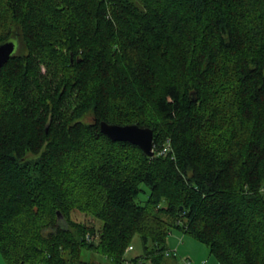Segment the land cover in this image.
Returning <instances> with one entry per match:
<instances>
[{
    "label": "trees",
    "instance_id": "trees-1",
    "mask_svg": "<svg viewBox=\"0 0 264 264\" xmlns=\"http://www.w3.org/2000/svg\"><path fill=\"white\" fill-rule=\"evenodd\" d=\"M8 39L4 264H163L171 229L219 264H264V0H0ZM101 121L150 128L154 156Z\"/></svg>",
    "mask_w": 264,
    "mask_h": 264
},
{
    "label": "rangeland",
    "instance_id": "rangeland-1",
    "mask_svg": "<svg viewBox=\"0 0 264 264\" xmlns=\"http://www.w3.org/2000/svg\"><path fill=\"white\" fill-rule=\"evenodd\" d=\"M42 72H45L43 66ZM142 188L146 192V194L139 195L137 202H141V204L145 202L148 193V189L146 186L143 185ZM71 217L76 222L94 226L98 230H100L102 226L101 221L96 220L89 214L74 211ZM60 223L63 227H67L63 218H61ZM166 244V253H169L170 256L164 258L163 264H182V260L184 259H188L190 264H219L216 259L210 255L209 249L206 245L200 243L196 239L192 238L188 234L183 233L180 230L171 229V232L168 233ZM132 248V250L127 251L128 256H136L141 253V244L137 236L133 240ZM83 258L87 261H95L101 264H111V262L106 259V257L92 252H85L83 254ZM0 264H4L1 256Z\"/></svg>",
    "mask_w": 264,
    "mask_h": 264
},
{
    "label": "water",
    "instance_id": "water-1",
    "mask_svg": "<svg viewBox=\"0 0 264 264\" xmlns=\"http://www.w3.org/2000/svg\"><path fill=\"white\" fill-rule=\"evenodd\" d=\"M17 48V42L8 39L0 42V68L9 61ZM194 94V93H192ZM100 131L113 141L128 142L139 147L146 156L153 157V131L137 124L116 125L105 121L99 123ZM60 213H58V216Z\"/></svg>",
    "mask_w": 264,
    "mask_h": 264
},
{
    "label": "built area",
    "instance_id": "built-area-1",
    "mask_svg": "<svg viewBox=\"0 0 264 264\" xmlns=\"http://www.w3.org/2000/svg\"><path fill=\"white\" fill-rule=\"evenodd\" d=\"M170 141L169 140H166L165 143L162 145V147L160 149H156L157 151V154L158 155H166V153H168L170 151ZM153 151L155 153V150H154V146H153ZM86 238L88 240H90V236L89 235H86ZM132 246H130L128 248V250H132ZM167 256L170 255L169 253L166 254ZM182 264H190L189 260L188 259H184L182 260Z\"/></svg>",
    "mask_w": 264,
    "mask_h": 264
},
{
    "label": "crops",
    "instance_id": "crops-1",
    "mask_svg": "<svg viewBox=\"0 0 264 264\" xmlns=\"http://www.w3.org/2000/svg\"><path fill=\"white\" fill-rule=\"evenodd\" d=\"M1 256V255H0Z\"/></svg>",
    "mask_w": 264,
    "mask_h": 264
}]
</instances>
